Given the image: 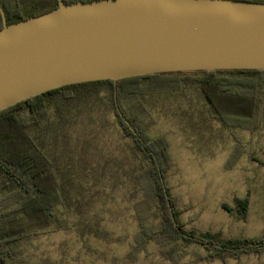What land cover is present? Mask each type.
<instances>
[{"label": "rangeland", "instance_id": "obj_1", "mask_svg": "<svg viewBox=\"0 0 264 264\" xmlns=\"http://www.w3.org/2000/svg\"><path fill=\"white\" fill-rule=\"evenodd\" d=\"M185 82L180 91L139 100L149 113L146 134L167 143L165 182L180 222L186 230L223 239L264 237L261 107L248 127L243 122L242 127L228 130L209 118L192 81ZM77 92L87 96L86 89ZM99 96H105V89ZM87 98L77 100L74 109H80L67 116L69 123H59L62 128L52 112L43 125L52 173L66 198L64 207L57 208L62 230L51 225L42 230L45 234L25 243L22 264H264V254L211 260L204 259L208 252L203 248L180 243L173 246L175 259L170 260L167 251L172 246L156 242H149L136 260H128L138 231L132 205L143 197L133 180L142 157L103 100ZM238 150H242L239 156ZM243 198L248 200L244 219L223 208ZM12 201L9 192H0V208ZM156 223L147 221L149 226ZM33 226L31 222L29 227Z\"/></svg>", "mask_w": 264, "mask_h": 264}, {"label": "trees", "instance_id": "obj_2", "mask_svg": "<svg viewBox=\"0 0 264 264\" xmlns=\"http://www.w3.org/2000/svg\"><path fill=\"white\" fill-rule=\"evenodd\" d=\"M62 1L71 4L93 0ZM227 1L264 3V0ZM0 5L6 17L5 24L10 25L55 9L57 0H0ZM2 26L0 17V29ZM187 80L192 81V87L203 99L209 118L221 127L231 130L234 126L242 127L243 122L248 127L260 107L264 119V71L156 74L72 85L0 111V192H9L13 199L0 208L1 264H22L23 245L45 234L44 228L52 225L56 230H62L57 208L64 207L66 198L63 186L52 173L53 162L45 147L47 130L43 125L52 112L62 128L59 123H69L67 116L80 109H74L77 100L87 102L91 95L103 100L123 136L131 139L134 150L142 157L133 180L143 197L132 205L138 231L133 235L128 260H136V255L143 252L149 242L172 246L167 251L170 260L175 259L173 246L177 243L201 247L208 252L204 259L211 260L223 261L227 257L238 260L242 256L264 254V237L223 239L218 234L186 230L179 220L180 212L176 210L165 182L167 143L146 134L145 121L149 113L139 100L180 91L187 85ZM80 89L87 90L86 97L77 92ZM101 89H105L103 98L99 96ZM241 114L246 116L243 118ZM241 153L242 150H238L237 156ZM223 208L231 216L244 219L248 200L235 199L233 207L223 205ZM149 219L157 220L155 226L147 225ZM31 222L33 229L29 227Z\"/></svg>", "mask_w": 264, "mask_h": 264}, {"label": "water", "instance_id": "obj_3", "mask_svg": "<svg viewBox=\"0 0 264 264\" xmlns=\"http://www.w3.org/2000/svg\"><path fill=\"white\" fill-rule=\"evenodd\" d=\"M0 17V111L72 85L264 71V3L57 0L55 9L10 25L0 5Z\"/></svg>", "mask_w": 264, "mask_h": 264}]
</instances>
